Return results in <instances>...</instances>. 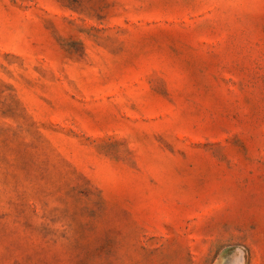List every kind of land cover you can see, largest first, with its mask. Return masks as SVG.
I'll return each instance as SVG.
<instances>
[{
	"label": "rangeland",
	"instance_id": "obj_1",
	"mask_svg": "<svg viewBox=\"0 0 264 264\" xmlns=\"http://www.w3.org/2000/svg\"><path fill=\"white\" fill-rule=\"evenodd\" d=\"M0 264H264V0H0Z\"/></svg>",
	"mask_w": 264,
	"mask_h": 264
}]
</instances>
